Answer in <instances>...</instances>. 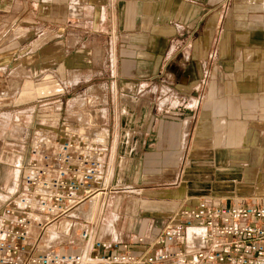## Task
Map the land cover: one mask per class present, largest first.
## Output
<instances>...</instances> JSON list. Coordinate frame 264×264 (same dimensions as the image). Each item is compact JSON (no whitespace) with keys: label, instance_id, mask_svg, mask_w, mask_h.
Returning a JSON list of instances; mask_svg holds the SVG:
<instances>
[{"label":"crops","instance_id":"1","mask_svg":"<svg viewBox=\"0 0 264 264\" xmlns=\"http://www.w3.org/2000/svg\"><path fill=\"white\" fill-rule=\"evenodd\" d=\"M78 124L103 134V242L264 205V0H0V215L35 139Z\"/></svg>","mask_w":264,"mask_h":264},{"label":"built area","instance_id":"2","mask_svg":"<svg viewBox=\"0 0 264 264\" xmlns=\"http://www.w3.org/2000/svg\"><path fill=\"white\" fill-rule=\"evenodd\" d=\"M89 128L35 139L23 190L0 215V264H264L262 204L199 199L176 210L143 250L133 244H146L143 235L103 242L96 218L74 225L73 211L106 190L103 134Z\"/></svg>","mask_w":264,"mask_h":264},{"label":"rangeland","instance_id":"3","mask_svg":"<svg viewBox=\"0 0 264 264\" xmlns=\"http://www.w3.org/2000/svg\"><path fill=\"white\" fill-rule=\"evenodd\" d=\"M47 85L45 86V85H42V86H44L45 88H50V87H52V83H50V82H47L46 83ZM49 85V86H48ZM32 86H36V85H32ZM52 89V88H51ZM24 95L25 96H27V94H29V93H27L28 91H36V90H34L33 88H30V87H24ZM36 92H39V91H36ZM101 197H102V195L99 197V203H98V205L97 206H95V204H89V200H87V201H85V202H83L80 206H82V209H81V212H78V213H76V215L77 216H79V218L78 219H75V220H77V221H81V219L83 218V219H87V220H92V221H94L95 220V218H96V211H97V209L100 207V203H101ZM79 206V207H80ZM95 206V207H94ZM93 208H95V209H93ZM97 208V209H96ZM73 212H75V211H73ZM170 219V217L168 218V220ZM75 231V233L77 232V230H74ZM74 238H76V234H74V236H73Z\"/></svg>","mask_w":264,"mask_h":264},{"label":"bare ground","instance_id":"4","mask_svg":"<svg viewBox=\"0 0 264 264\" xmlns=\"http://www.w3.org/2000/svg\"><path fill=\"white\" fill-rule=\"evenodd\" d=\"M97 201H99V198H98V196L96 195V196H94L93 198H91L90 200H89V204H97ZM95 207V206H94ZM79 208V207H78ZM77 208V209H78ZM76 209V210H77ZM94 209V208H93ZM75 213H76V211H75ZM56 239H58V237L57 236H54L53 238H52V240H56Z\"/></svg>","mask_w":264,"mask_h":264}]
</instances>
